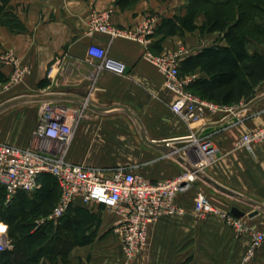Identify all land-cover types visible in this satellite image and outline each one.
Wrapping results in <instances>:
<instances>
[{"label": "crops", "instance_id": "crops-1", "mask_svg": "<svg viewBox=\"0 0 264 264\" xmlns=\"http://www.w3.org/2000/svg\"><path fill=\"white\" fill-rule=\"evenodd\" d=\"M188 2L0 0V18L12 14L23 27L11 32L0 23V74L6 78L0 83V143L29 147L43 108L51 104L79 116L66 154L72 164L105 171L124 168L154 182L189 167L188 160L181 158L183 138L208 137L216 147L213 162L188 192L177 196L185 214L151 224L140 255L125 257L115 231L116 217L95 205L91 210L101 218L97 238L89 245L72 247L64 261L57 257L51 264H183L188 258L192 260L186 264H264V243L249 262L243 261L252 233L264 234V143L250 151L235 147L243 133L264 126V82L250 101L186 122L171 110L177 95L165 88L163 72L143 57L145 49L167 53L186 47L187 57L226 45L206 39L198 28L182 36L163 38L155 33L163 20L183 16ZM95 12H108L111 25L120 29H135L149 19L155 27L145 44L111 38L89 30L88 19ZM203 20L198 17L195 25L201 26ZM92 45L123 64L124 73L97 70L98 61L87 54ZM18 69L26 72L10 83ZM190 77L194 81L207 76L197 69ZM41 80L48 81L44 88L37 86ZM198 194L218 215L195 219ZM228 215L238 219L245 232L230 228L224 217ZM0 230L7 234L6 226L0 224ZM213 239L218 244L211 253L204 241Z\"/></svg>", "mask_w": 264, "mask_h": 264}, {"label": "built area", "instance_id": "built-area-1", "mask_svg": "<svg viewBox=\"0 0 264 264\" xmlns=\"http://www.w3.org/2000/svg\"><path fill=\"white\" fill-rule=\"evenodd\" d=\"M88 27L91 32L105 33L111 38L124 37L145 44L155 23L149 19L135 29H120L111 25L108 12H95L88 19ZM87 54L98 61L97 70L124 73V65L109 58L106 50L92 45L88 47ZM185 56L183 48L159 54L145 49L143 54L147 61L163 72L165 88L177 95L172 112L186 122H193L226 107L203 100L187 89L192 78L179 75L180 62ZM25 72L26 69L16 70L10 83L17 82ZM78 117L70 109L49 104L43 108L29 147L18 148L0 143V186L5 189L9 201L18 191L32 192L37 189L39 176H52L60 194L48 218L58 219L75 204L87 209L102 206L116 217L115 231L120 236L125 257L131 260L140 255L146 246L151 224L160 218L185 214L177 196L188 192L192 183L213 162L216 147L208 137L191 134L183 138L186 146L181 150V158L188 160L189 167L173 178L152 182L124 168L105 171L69 163L66 160L67 148ZM259 143H264V126L243 133L235 147L250 151L253 145ZM193 210L196 220L219 213L201 194L196 196ZM224 217L236 233L245 232L238 219L230 215ZM263 243L264 234L253 232L243 261L249 262ZM11 249L7 234L0 230V254Z\"/></svg>", "mask_w": 264, "mask_h": 264}, {"label": "trees", "instance_id": "trees-1", "mask_svg": "<svg viewBox=\"0 0 264 264\" xmlns=\"http://www.w3.org/2000/svg\"><path fill=\"white\" fill-rule=\"evenodd\" d=\"M263 4L264 0H189L183 16L161 22L155 33L163 38L182 36L198 28L201 33H220V41L226 43L205 48L180 62V76H190L197 69L207 76L189 84L191 93L222 107L253 99L255 89L264 82V51H248L246 44L259 27L244 30V24H255L253 11L264 15ZM200 16L204 20L197 27L195 20ZM0 23L11 32L23 31L12 14H4ZM4 82L6 78L0 74V83ZM47 84V80H41L37 86L44 88ZM37 181V189L18 191L9 201L0 186V224L6 226L12 245L11 250L0 254V264H51L57 257L64 261L72 247L89 245L97 238L100 215L79 204L70 206L56 220L48 218L58 201L59 187L50 175H41Z\"/></svg>", "mask_w": 264, "mask_h": 264}, {"label": "rangeland", "instance_id": "rangeland-1", "mask_svg": "<svg viewBox=\"0 0 264 264\" xmlns=\"http://www.w3.org/2000/svg\"><path fill=\"white\" fill-rule=\"evenodd\" d=\"M256 2H258L259 0H254ZM264 5V4H263ZM236 8V7H234ZM252 14H255V18H256V21H255V24L254 22L250 23V22H245L244 24V30H252L254 29V26L256 27V25L259 27L257 28L258 29V33L256 32L255 35L253 36V38H250L249 39V42L246 44V47L248 49L249 52H260L262 53L264 51V15H261L260 13H257V12H254ZM203 22V21H202ZM263 32V34H261L260 32ZM200 35H204L206 39L208 40H215V41H220V38H221V35L220 33L218 32H210V33H207L206 32H199ZM209 42V41H207ZM186 52L189 51L187 50L186 47H182ZM226 221V219H225ZM226 224L231 228V224H229L227 221H226ZM8 235V234H7ZM208 241V242H206ZM205 243H208V245L210 246V249H213L212 251H210L211 253L212 252H216V246L218 244V240H205L204 241ZM216 248V249H215ZM192 260V258H188V259H185V261L183 262V264H186L188 262H190ZM143 262V261H142ZM145 262H147V260H145Z\"/></svg>", "mask_w": 264, "mask_h": 264}, {"label": "water", "instance_id": "water-1", "mask_svg": "<svg viewBox=\"0 0 264 264\" xmlns=\"http://www.w3.org/2000/svg\"><path fill=\"white\" fill-rule=\"evenodd\" d=\"M215 187H216V189H218L220 192H222L223 194H225V195H227V196H233V194L230 192V191H228V190H226V189H224V188H221V187H219V186H217V185H215ZM253 215H255V213L254 214H252V216Z\"/></svg>", "mask_w": 264, "mask_h": 264}]
</instances>
